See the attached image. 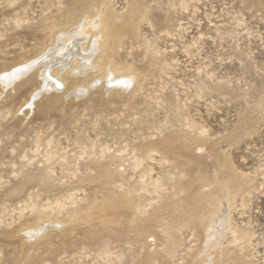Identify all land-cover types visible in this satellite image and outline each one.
Returning <instances> with one entry per match:
<instances>
[{"label":"rangeland","instance_id":"rangeland-1","mask_svg":"<svg viewBox=\"0 0 264 264\" xmlns=\"http://www.w3.org/2000/svg\"><path fill=\"white\" fill-rule=\"evenodd\" d=\"M100 1L0 0V75ZM106 1L127 89L0 82V264H191L228 191L222 264H264V0Z\"/></svg>","mask_w":264,"mask_h":264},{"label":"bare ground","instance_id":"bare-ground-1","mask_svg":"<svg viewBox=\"0 0 264 264\" xmlns=\"http://www.w3.org/2000/svg\"><path fill=\"white\" fill-rule=\"evenodd\" d=\"M94 7L92 8V10H87L86 12L77 15L75 21L71 22L65 28L60 30L61 32L56 31L58 34L56 35L55 39L53 37L54 40H52L53 42H51V44L49 43V47L47 46L48 48L42 50L45 51L41 56L39 55L40 57L38 56V58L33 59V61L30 62L26 60L27 62L25 61L24 64L18 66L12 71L1 74V84L5 86L10 85L16 78L25 74L28 70L30 71V69L38 66L37 73L40 82L44 83V87L42 86V90H45L44 92L50 90V88L57 89L60 86L65 85V83H70V81L72 83V87L76 86L79 78H76L75 76H78V74L80 73L85 74L82 79V82L84 83H87V81L89 80L93 81L98 78L101 79L106 73H108L109 75L106 76V81L108 82L106 88L107 91L116 87H120L123 90L127 89L126 87L130 86L134 81V74L129 75L127 74V72H119L114 74L111 71L113 62L112 60H114L112 59L114 48L119 46L118 44L120 43L122 37V29L120 24L118 25L114 22L119 18V16L110 10L108 1L106 0H101L100 2H98L95 9ZM125 17L123 16L124 19ZM67 63H69V70L66 72V74L62 76L59 75L58 69H65ZM90 69L92 70V72L88 73ZM71 74H73L72 76L75 75V78H70L69 75ZM88 89L89 86L87 85H78V87L76 88V93L79 95L85 94V91H87ZM37 94L38 91L34 95L36 96ZM31 103L32 101H30V104ZM110 174L112 175V173ZM107 175L109 177V174ZM230 198V193L228 191L223 200H218L214 204L215 212L213 214L212 212H210V215L204 219L198 216V221H200L199 225L203 228V243L200 249H198L194 254V258L191 264H222L223 255L221 257L220 238H222L223 235L226 234V231L232 237L233 243L243 240V238L240 237V234L232 229L228 223L226 210ZM124 199V205L128 208L133 200L131 201L129 198ZM143 202L144 201L142 200H138V203L136 202V205H142ZM144 211L142 210L141 212L144 213ZM190 215H194V212H191ZM145 219L147 220V218ZM137 222L141 221L139 220ZM195 223L196 221L194 219V216L189 217L188 220L184 221L185 225L187 224L192 227H195ZM49 226L50 225L46 227L45 225L42 229L31 230L27 234L30 237L34 234L39 235L44 229H47ZM133 227L136 230L142 232L147 226L143 221L142 225L140 223H136L133 225ZM172 228L173 227L171 225V229ZM165 240L167 245L173 246L175 244V239L169 231L166 233ZM241 264L246 263L241 262Z\"/></svg>","mask_w":264,"mask_h":264}]
</instances>
